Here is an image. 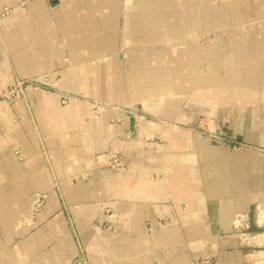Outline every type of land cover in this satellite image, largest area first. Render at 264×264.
<instances>
[{"label": "crops", "instance_id": "1", "mask_svg": "<svg viewBox=\"0 0 264 264\" xmlns=\"http://www.w3.org/2000/svg\"><path fill=\"white\" fill-rule=\"evenodd\" d=\"M254 17L264 0H0V93L60 77L114 105L0 98V264L72 263L57 188L94 263L264 264V22L198 42ZM204 118L216 135L194 129Z\"/></svg>", "mask_w": 264, "mask_h": 264}, {"label": "rangeland", "instance_id": "2", "mask_svg": "<svg viewBox=\"0 0 264 264\" xmlns=\"http://www.w3.org/2000/svg\"><path fill=\"white\" fill-rule=\"evenodd\" d=\"M255 17L247 22L246 24L236 26V27H230L229 29H222L218 30L209 36L200 38L198 40L200 45H206L211 42V39L215 37H220V38H227L229 33L233 32L234 30H238L241 34L245 35L248 32H255V29H260L261 28V23L264 22L263 20H254ZM235 28V29H234ZM123 54V53H122ZM17 87L19 90V93L11 96L10 98H5L3 95L7 90H11L13 88ZM21 87V88H20ZM33 91L37 93H42V91L47 92L48 95L50 94H55L57 99L56 102L58 106L60 107H65L70 104L72 101H77L79 102L83 107L86 108V110L93 116H99L103 113H105L108 109L114 108L112 104H109L107 102H102L99 100H96L89 95L86 94H70L65 92L62 88H60V77H45L41 80L38 79H16L6 90L0 93V98L7 100V101H22L24 104L29 105L30 100H29V95L28 92ZM100 107H105L106 110L100 109ZM76 110L80 109L79 106L75 107ZM141 113V112H140ZM139 113V114H140ZM205 119V118H204ZM211 125H214L211 120H206L205 119V124L200 125L196 128H194L197 133L205 136V137H211L212 135H216V128H212ZM186 129V127H185ZM187 129H190L187 127ZM37 130V128H36ZM78 129L71 128V130L65 132L66 138H78L79 135L77 133ZM37 140L39 142V145L42 149L43 156H46V142L45 138L41 134L40 130H37ZM220 142L223 145H232L233 148H242V147H247L250 144H245L242 141H238L236 138L233 137H220ZM120 156V155H118ZM45 158V157H44ZM120 158V157H119ZM114 163V162H113ZM114 165H116L114 163ZM87 176L85 172L80 173V179L81 180H86ZM58 184H56L57 188ZM57 193L59 197V202H60V210L59 214L62 215V221L67 227V231L70 234L71 242L77 250V255L72 261L71 264H99V263H94L92 260H90L89 255H88V250L87 247L85 246L84 242L80 238L79 230L78 227L74 221V212L70 205L65 201L62 191L57 188ZM44 194V198H41L39 201H37L38 194ZM47 204V193L46 192H37L34 195V198L32 200L31 206L29 208V214L26 215L27 213H24L21 216V224L23 226H33L38 220V216L44 211L45 207ZM106 214H110V210H106ZM39 226L41 227L42 224L40 223ZM103 230H109V222L108 219L100 225Z\"/></svg>", "mask_w": 264, "mask_h": 264}, {"label": "built area", "instance_id": "3", "mask_svg": "<svg viewBox=\"0 0 264 264\" xmlns=\"http://www.w3.org/2000/svg\"><path fill=\"white\" fill-rule=\"evenodd\" d=\"M6 14H10V10H6ZM20 88H21V87H20ZM19 91H21V90H19L17 87H15V88H13V89H11V90H7V91L5 92V94L3 95V97H5V98H10L11 96H13V95L19 93ZM114 163H115L116 165L119 164L118 160H115ZM119 165H120V164H119ZM40 199H41V198H39L38 201H39ZM206 263H207V262H206Z\"/></svg>", "mask_w": 264, "mask_h": 264}, {"label": "bare ground", "instance_id": "4", "mask_svg": "<svg viewBox=\"0 0 264 264\" xmlns=\"http://www.w3.org/2000/svg\"><path fill=\"white\" fill-rule=\"evenodd\" d=\"M44 194L42 193V194H38V198H44V196H43ZM48 199V198H47ZM38 201V200H37Z\"/></svg>", "mask_w": 264, "mask_h": 264}]
</instances>
